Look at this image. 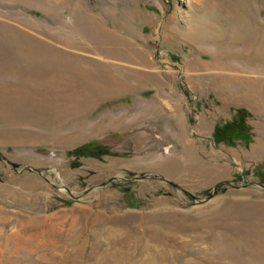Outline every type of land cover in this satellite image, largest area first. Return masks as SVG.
I'll use <instances>...</instances> for the list:
<instances>
[{
    "label": "rangeland",
    "instance_id": "1",
    "mask_svg": "<svg viewBox=\"0 0 264 264\" xmlns=\"http://www.w3.org/2000/svg\"><path fill=\"white\" fill-rule=\"evenodd\" d=\"M0 264H264V0H0Z\"/></svg>",
    "mask_w": 264,
    "mask_h": 264
},
{
    "label": "trees",
    "instance_id": "2",
    "mask_svg": "<svg viewBox=\"0 0 264 264\" xmlns=\"http://www.w3.org/2000/svg\"><path fill=\"white\" fill-rule=\"evenodd\" d=\"M235 112V120L233 119L232 121L227 122L226 125H216L214 132L216 133V135L233 136L248 140L250 138V134L247 128L248 126L244 123L243 119L247 113L243 108H237ZM67 152L73 156V163H76L75 159L79 157L86 155H100L106 153L107 150L103 145L94 143L92 140H89L73 146L72 148L68 149Z\"/></svg>",
    "mask_w": 264,
    "mask_h": 264
},
{
    "label": "water",
    "instance_id": "3",
    "mask_svg": "<svg viewBox=\"0 0 264 264\" xmlns=\"http://www.w3.org/2000/svg\"><path fill=\"white\" fill-rule=\"evenodd\" d=\"M171 185H174L173 183H170Z\"/></svg>",
    "mask_w": 264,
    "mask_h": 264
}]
</instances>
